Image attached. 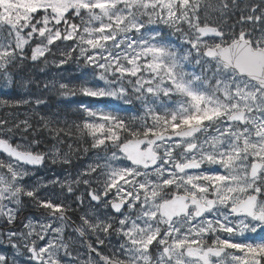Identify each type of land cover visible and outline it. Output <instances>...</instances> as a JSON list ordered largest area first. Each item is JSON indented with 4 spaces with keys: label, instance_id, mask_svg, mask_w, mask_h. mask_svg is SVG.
I'll return each mask as SVG.
<instances>
[{
    "label": "snow or ice",
    "instance_id": "6c2138e0",
    "mask_svg": "<svg viewBox=\"0 0 264 264\" xmlns=\"http://www.w3.org/2000/svg\"><path fill=\"white\" fill-rule=\"evenodd\" d=\"M0 92V264H264V0H0Z\"/></svg>",
    "mask_w": 264,
    "mask_h": 264
},
{
    "label": "trees",
    "instance_id": "16d2710c",
    "mask_svg": "<svg viewBox=\"0 0 264 264\" xmlns=\"http://www.w3.org/2000/svg\"><path fill=\"white\" fill-rule=\"evenodd\" d=\"M3 93L2 92H0V95H2ZM73 106H75V102L73 103Z\"/></svg>",
    "mask_w": 264,
    "mask_h": 264
}]
</instances>
